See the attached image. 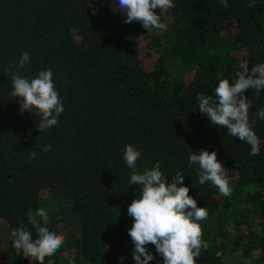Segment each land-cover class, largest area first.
<instances>
[{
  "label": "trees",
  "instance_id": "obj_1",
  "mask_svg": "<svg viewBox=\"0 0 264 264\" xmlns=\"http://www.w3.org/2000/svg\"><path fill=\"white\" fill-rule=\"evenodd\" d=\"M227 2L173 0L175 7L156 10L164 27L145 29L124 23L117 0H0V264H38L15 253L10 233L23 224L35 239L41 207L48 227L66 236L44 264H121L122 256L135 264L127 207L140 186L129 183L126 144L141 152L138 172L160 161L171 182L181 171L189 195L207 209L200 224L209 247L196 264H264V120L257 117L264 90L245 93L260 141L255 156L196 103L198 94H214L218 74L231 83L242 61L264 63V0ZM24 51L31 58L20 73L33 78L50 67L63 103L58 124L43 132L41 116L21 113L11 96L6 69ZM200 149L215 151L228 170L230 196L199 184L188 155ZM146 247L155 257L149 264H162Z\"/></svg>",
  "mask_w": 264,
  "mask_h": 264
},
{
  "label": "clouds",
  "instance_id": "obj_2",
  "mask_svg": "<svg viewBox=\"0 0 264 264\" xmlns=\"http://www.w3.org/2000/svg\"><path fill=\"white\" fill-rule=\"evenodd\" d=\"M220 3L222 7H228L227 0H220ZM117 4L121 10L119 12L125 17L124 23L139 22L145 29L163 28L156 10L175 7L173 0H117ZM30 58L31 53L24 51L18 62H9L6 71L11 78V96L20 98L19 111L41 116L37 131L43 132L58 124L64 108L50 67L40 70L33 78L20 73L19 70L25 68ZM217 80L213 95L201 93L196 96L200 113L206 115L212 125L226 129L230 136L250 145V155H258L260 141L253 130L254 124L249 121V109L252 105L245 93L249 89H255L257 94L264 90V63L250 68L247 61H242L231 83L222 74L217 75ZM257 117L264 120V107L258 110ZM51 148L52 145L48 144L42 151L48 152ZM36 155L35 151L31 152L29 160ZM140 157L141 152L135 145L124 146L123 159L132 170L129 183L140 186L139 196H135L127 207V214L133 220L128 235L134 245L132 258L135 264H149L155 259L146 247L148 244L153 245L163 258L162 264H196L202 249L209 247L208 242L202 238L200 224V221L207 219V209L198 207L197 201L189 195V188L183 184L184 175L181 171H177L169 182L160 170L161 162L157 161L141 174L136 170ZM188 162L190 166H199V184L211 182L222 196L232 194L229 172L218 161L215 151L190 150ZM37 215L42 218L43 226L38 227L35 239L23 224L11 229L10 235L13 237L15 253H22L38 264H44L46 257L55 255L61 249L66 236L48 227L49 214L46 208H39ZM227 231L233 233V228L228 226ZM119 259L122 264L125 257ZM69 264L75 262L70 260Z\"/></svg>",
  "mask_w": 264,
  "mask_h": 264
},
{
  "label": "rangeland",
  "instance_id": "obj_3",
  "mask_svg": "<svg viewBox=\"0 0 264 264\" xmlns=\"http://www.w3.org/2000/svg\"><path fill=\"white\" fill-rule=\"evenodd\" d=\"M2 234H4V229L2 228H0V236L2 235Z\"/></svg>",
  "mask_w": 264,
  "mask_h": 264
}]
</instances>
